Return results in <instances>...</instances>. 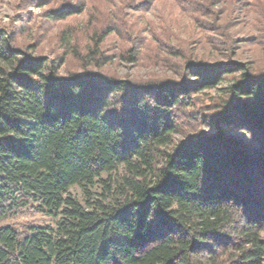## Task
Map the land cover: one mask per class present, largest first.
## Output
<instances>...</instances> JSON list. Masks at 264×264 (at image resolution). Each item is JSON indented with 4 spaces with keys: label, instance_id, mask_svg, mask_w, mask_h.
<instances>
[{
    "label": "trees",
    "instance_id": "16d2710c",
    "mask_svg": "<svg viewBox=\"0 0 264 264\" xmlns=\"http://www.w3.org/2000/svg\"><path fill=\"white\" fill-rule=\"evenodd\" d=\"M176 1L217 53L264 50V0ZM149 2L94 13L90 45H66L84 68L63 75L62 59L28 53L0 27V223L26 208L57 218L0 224V264H264V58L193 61L183 46L162 49L124 17ZM86 9L80 0L44 13L58 21ZM251 12L258 34L235 41L225 29ZM111 33L130 41L127 59L179 78L90 67L102 66L95 57Z\"/></svg>",
    "mask_w": 264,
    "mask_h": 264
},
{
    "label": "rangeland",
    "instance_id": "374dc122",
    "mask_svg": "<svg viewBox=\"0 0 264 264\" xmlns=\"http://www.w3.org/2000/svg\"><path fill=\"white\" fill-rule=\"evenodd\" d=\"M110 1V3L108 2ZM119 0H86L87 9L79 14L73 15L65 20L49 21L45 16V11L56 8L57 5H67L80 0H52V3L44 7H38L33 0H0V27L7 30H14L17 34V44L27 49L28 53L34 56H41L47 59H62L59 63L60 74L69 72L82 71L83 62L71 54L66 45L71 40L72 45L77 43L81 48L90 45L86 37V28L91 16L103 12L114 10L113 5L118 4ZM181 2L176 0H150L145 7L138 9L132 6H125L124 17H130V20L137 21L141 27L142 35L153 44H158L162 49L166 44L183 46L187 58L193 61L201 58L209 62L221 61H249L256 60L262 62L264 50L248 43L246 45L238 44L231 56L219 54L207 41L212 33L207 30L196 28L193 15L182 7ZM113 4V5H112ZM107 6L109 8H107ZM113 7V8H112ZM251 12L248 16L237 15L230 20L231 29L227 27L236 41L242 40L248 42L251 35H257L258 26L252 23L258 14ZM94 15V16H95ZM244 18V21H241ZM18 19H23L19 20ZM25 25L22 31L21 25ZM75 30L74 34L62 30ZM65 36V39L62 37ZM78 36L80 40L78 39ZM165 46L160 45L164 43ZM131 47L129 40H123L121 35L109 34L100 46V53L95 57L101 63V67L90 66L100 70L103 74L118 78H129L134 80L149 79L158 77L160 79L169 76L179 78L180 74L172 73V69L160 63H153L148 60L133 61L124 56L127 49ZM69 52V54H68ZM194 53V54H193ZM198 55L196 58L193 55ZM203 56V57H200ZM172 75V76H171ZM212 94H218L219 89L210 90ZM70 192L80 200L84 199V189L80 185H74ZM28 221L38 224H52L55 226L57 218L51 217L44 213L32 212L29 208L24 209L14 217H10L0 224H12Z\"/></svg>",
    "mask_w": 264,
    "mask_h": 264
}]
</instances>
